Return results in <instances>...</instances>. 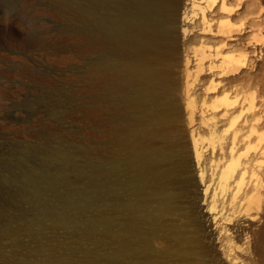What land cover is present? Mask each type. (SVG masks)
<instances>
[{
    "label": "bare ground",
    "instance_id": "bare-ground-1",
    "mask_svg": "<svg viewBox=\"0 0 264 264\" xmlns=\"http://www.w3.org/2000/svg\"><path fill=\"white\" fill-rule=\"evenodd\" d=\"M53 1L75 12L76 22L63 23L58 33L76 40L79 58V93L73 92L77 78L70 75V87L59 89L55 104L74 105L96 140L82 151L95 156L86 163L90 169L80 168L70 149L62 147L21 173L19 194L30 195L43 224L51 219L55 229L79 230L69 253L58 252L30 227L37 250L51 248L48 256L24 260L0 252V258L10 264H94L89 250L82 258L75 252L81 239L100 234L112 241L102 255L109 264H150L152 231L142 223L154 217L155 230L158 217L156 209L147 208L146 189L160 193L176 180L175 150L184 137L201 184V212L217 238L239 215L258 218L264 209L263 101L240 75L250 61L248 47L264 41L256 0ZM0 12L21 19L24 9L17 0H0ZM53 198L65 208H52ZM97 200L108 201L109 215L103 209L90 213ZM220 247L232 264H244L230 236Z\"/></svg>",
    "mask_w": 264,
    "mask_h": 264
},
{
    "label": "rangeland",
    "instance_id": "rangeland-1",
    "mask_svg": "<svg viewBox=\"0 0 264 264\" xmlns=\"http://www.w3.org/2000/svg\"><path fill=\"white\" fill-rule=\"evenodd\" d=\"M17 4L24 9L21 19L0 12V188L5 186L4 194H0L3 197L0 196V207L5 213V217L0 218V252L5 257L15 255L29 260L46 258L51 248L46 244L45 251H38L34 235L27 228H33L39 239L50 243L63 255L69 253L67 247L75 241L79 230L55 229L49 224L51 219L43 224L41 211L37 206L33 208L30 195L19 194L25 179L22 171L29 166H40L46 154L62 147L70 149L78 167L90 169L92 164L86 163L92 162L95 155L85 153L82 147H93L96 140L83 117L75 112L74 105L55 104L61 96L59 89L70 87L66 81L70 75L77 78L73 92L76 96L79 93L76 40L58 33L63 23L76 22L75 12L60 8L53 0H17ZM254 6L255 14L263 19L264 0H256ZM248 49L250 61L240 75L259 92L264 109V41ZM53 111L58 115L64 113L63 118L57 119ZM187 138L176 147L180 165L176 168V180L165 188L167 193L162 190L160 194L152 187L146 189L150 197L147 208L151 206L148 209L151 212L156 209L153 212L158 217L155 230L153 216L152 221L147 219L142 223V227L152 231L148 243L150 264H232L220 247L228 236L237 244L238 260L240 258L244 264H264V209L255 220L239 215L224 224V228L230 230H224L218 238L206 225L201 212V184L189 157ZM70 174L76 178L74 172ZM75 182L80 189L87 188L83 180ZM53 195L47 194L50 198ZM5 196H11V200L5 201ZM124 197L134 202L137 199L135 195L125 194ZM158 198L164 199L160 202ZM95 203L89 206L90 213L103 209L110 214L107 200ZM51 207L65 208L55 198ZM235 222L241 224L239 229L233 227ZM111 245L109 236L99 234L94 239H81L75 254L82 258L85 250H89L94 264H109L102 255L111 250ZM0 264L10 262L0 258Z\"/></svg>",
    "mask_w": 264,
    "mask_h": 264
}]
</instances>
